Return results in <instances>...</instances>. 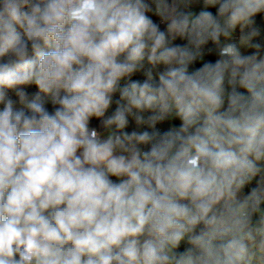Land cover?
<instances>
[{
  "label": "clouds",
  "instance_id": "9594fccd",
  "mask_svg": "<svg viewBox=\"0 0 264 264\" xmlns=\"http://www.w3.org/2000/svg\"><path fill=\"white\" fill-rule=\"evenodd\" d=\"M0 264H264V0H0Z\"/></svg>",
  "mask_w": 264,
  "mask_h": 264
}]
</instances>
